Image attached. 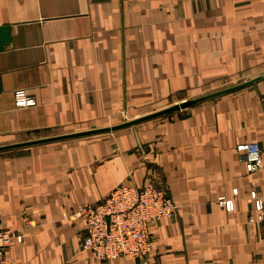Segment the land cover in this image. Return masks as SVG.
Here are the masks:
<instances>
[{
  "label": "crops",
  "instance_id": "crops-1",
  "mask_svg": "<svg viewBox=\"0 0 264 264\" xmlns=\"http://www.w3.org/2000/svg\"><path fill=\"white\" fill-rule=\"evenodd\" d=\"M0 27V146L116 125L264 68V0H0ZM16 91L35 105L15 107ZM244 142L260 148L257 173ZM152 177L177 209L151 229L149 255L84 251L83 220L67 217ZM253 191L264 196V80L115 133L0 153V229L22 235L0 264H264Z\"/></svg>",
  "mask_w": 264,
  "mask_h": 264
},
{
  "label": "built area",
  "instance_id": "built-area-1",
  "mask_svg": "<svg viewBox=\"0 0 264 264\" xmlns=\"http://www.w3.org/2000/svg\"><path fill=\"white\" fill-rule=\"evenodd\" d=\"M14 105L17 108L32 107L35 100L26 97L23 91H16ZM236 152L242 156L247 173L254 174L262 169L257 144L241 143ZM249 198L256 217L248 219V223L260 225L264 236V196L258 197L253 191ZM218 204L227 212L233 211L230 200L220 199ZM176 209L165 186L159 183L158 177H152L140 188L118 186L95 204L80 205L67 218L83 220L81 248L96 259H144L153 247L151 229L162 219H172ZM13 241L20 244L22 235L0 229V260Z\"/></svg>",
  "mask_w": 264,
  "mask_h": 264
},
{
  "label": "water",
  "instance_id": "water-1",
  "mask_svg": "<svg viewBox=\"0 0 264 264\" xmlns=\"http://www.w3.org/2000/svg\"><path fill=\"white\" fill-rule=\"evenodd\" d=\"M10 41H11L10 28L0 27V52L3 51L5 47L9 46ZM263 80H264V73L248 81L242 82L240 84L233 85V86L227 87L225 89H222V90H219L213 93H209L199 98L183 101L179 104L169 106L165 109H162V110H159L153 113H149L147 115L141 116L136 119H131V120L125 119L121 123H118L112 126L100 127V128L79 131V132H74V133H69V134H64V135H57V136H52V137H46V138H41V139H36V140H31V141L15 143L11 145L0 146V153L10 152V151L19 150V149H25V148H31V147L41 146V145L53 144V143H58V142H64V141H69V140H74V139L115 133V132H118L124 129L133 128L136 125L143 124L148 121H152V120L162 118V117H169L179 112L187 111L202 103L215 100L220 97L244 90Z\"/></svg>",
  "mask_w": 264,
  "mask_h": 264
},
{
  "label": "rangeland",
  "instance_id": "rangeland-1",
  "mask_svg": "<svg viewBox=\"0 0 264 264\" xmlns=\"http://www.w3.org/2000/svg\"><path fill=\"white\" fill-rule=\"evenodd\" d=\"M262 73H264V68L260 67L256 71H252V73L247 72V73H244L242 75H239V76L235 77L234 80L229 81L226 84L222 85L221 88H226V87H230V86H233V85L240 84V83L248 81V80H250V79H252L254 77H257V76H259ZM152 243H153V240H152Z\"/></svg>",
  "mask_w": 264,
  "mask_h": 264
}]
</instances>
